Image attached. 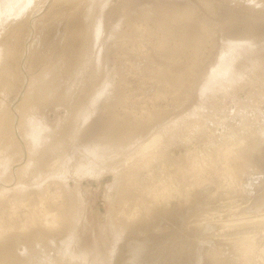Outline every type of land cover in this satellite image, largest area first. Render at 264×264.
<instances>
[{
  "label": "rangeland",
  "instance_id": "374dc122",
  "mask_svg": "<svg viewBox=\"0 0 264 264\" xmlns=\"http://www.w3.org/2000/svg\"><path fill=\"white\" fill-rule=\"evenodd\" d=\"M26 1L0 0V34L7 27L6 17L20 14ZM95 1L100 11L102 31L97 46L99 54L96 51L95 57L98 59L101 82H104L106 88L81 112L86 119L84 129H80L81 136L78 135L77 140L72 138L69 143L67 140L66 143H76L80 148L91 150L104 147L105 138L108 137L103 133L115 128V125H106L110 119L107 104L115 101L120 94L124 93L127 98L126 108L121 105L115 108L114 112L120 116L130 112L139 117L145 111L156 112L151 115L148 126L142 128V131H132L127 137L128 150L120 147L116 152L120 153L119 167L133 170L126 176L127 182L133 181V189L125 198L117 197L112 187L114 173L110 166L96 177L79 176L73 167L69 170L55 167L58 173L54 178L38 186L32 184V187L25 190H21L24 187L18 180L5 184L4 174L1 176L0 173V187L4 188H0V218L7 225L14 222L16 226L7 230L5 237L22 240L27 237V242L32 239L37 247L42 245V240L39 241L42 238L41 229H23L21 226L30 202L29 191L32 195L33 189L36 192L37 187V191L47 187L48 194L58 197L68 193L67 197L73 202L72 208L68 205L72 212L70 217H61L62 227L49 234L55 243L64 247L63 258L71 264H116V251L124 247L129 248L124 252L130 254L133 260L127 256L119 264H157V259L152 256L155 249L160 248L164 242L169 245L168 251L175 264H264V160L263 163L258 160L256 164H249V168L243 165L246 159L258 157L253 155L255 153L264 157V0H215L221 3L223 9L211 16L213 26L209 37L197 49H184L182 39H172L170 46L182 52L179 59H156L158 65L162 63V66L155 65L164 68L167 73L164 77L169 78L155 83L146 75V60L143 57L145 50H155L154 44L145 41L144 37L134 36L136 33L132 32L127 22L134 21L143 34L155 30V21L168 26V20L165 22L167 18L162 14L168 10V5L182 4L185 0ZM191 1L199 9L197 11L202 10L199 0ZM243 1H247L248 5L255 4L256 11L245 9ZM34 2L37 19L45 9L41 8L37 0ZM228 6H233L237 11L230 12L226 9ZM233 16V22L241 29L233 28L237 35H226L228 42L222 43L220 36L217 40L221 24ZM169 23L180 28V23ZM189 27L196 30L192 22H189ZM253 27L258 31L252 30ZM36 33L37 29H34L23 54L22 67L26 74H29L27 70L30 68L29 61L26 63L30 42L35 39ZM119 34L126 36L125 52ZM130 35L134 37L130 39ZM45 47H42L46 50L44 56H47L44 57V65L53 59L52 56L56 58V51H59L57 46L53 47L57 49L55 51ZM182 66L186 68V74H182L179 80L173 72L176 73ZM88 79L90 81V78H85L83 86L80 83L72 85L69 89L73 90L69 93L71 98L76 99L82 94L81 87L83 90L89 89ZM10 80L11 89L15 90L9 94L10 97L0 91L2 101H9L20 87L15 78V81ZM93 88L87 91L91 92ZM79 101L80 98L77 99ZM17 104L16 100L14 106ZM48 105L37 106L35 115L39 124L54 131H51L52 134L47 131V134L53 136L57 125L67 114V108L61 103ZM35 124H38L37 121ZM82 125L80 121L79 127ZM157 139L158 144L155 142ZM148 141L155 142L156 148L147 155L145 153L141 159L138 157L139 147ZM224 146L232 148L227 159L218 156V150ZM13 153L10 154L13 155L12 160L16 159V152ZM11 158L6 157V160L11 161ZM213 158L215 160L211 161ZM37 163V170L43 173L45 163ZM198 167L203 170L199 172ZM167 174L174 176L172 186L177 189L173 193L175 205H182V212L178 215L181 217L179 225L171 228V225L164 222H155L151 229L152 225L149 226L148 222L151 218L141 222L144 217L145 220L147 218L141 214H150L155 208L149 202L151 197L147 191L156 188L151 181ZM231 176L235 179L234 183H229ZM44 177L47 178L46 174ZM251 178L253 183L242 190L246 185L244 181ZM23 198V203L27 204L22 206ZM183 201L187 206L181 204ZM136 210L140 212L139 216L134 215L132 220H125L126 223L115 217L120 211L135 213ZM203 212L206 214L202 215ZM245 241H250L254 246L252 254L247 258L239 250ZM17 248L20 251L24 249L22 244Z\"/></svg>",
  "mask_w": 264,
  "mask_h": 264
},
{
  "label": "bare ground",
  "instance_id": "6f19581e",
  "mask_svg": "<svg viewBox=\"0 0 264 264\" xmlns=\"http://www.w3.org/2000/svg\"><path fill=\"white\" fill-rule=\"evenodd\" d=\"M34 1L35 0L26 1V5L23 6L24 8H21V13H18L15 17H12L14 15H11L9 12L11 17H6V22H2L7 23V27L0 34V91L6 94V97H10L9 94L15 89H11V80L9 81V79L14 80L15 78L19 81L16 82L20 83L19 89L13 93L15 95H13L9 101H2V98L0 99V173H2L1 176L4 174L3 181L7 184L11 181L18 180L24 187V189L21 190H25V188L28 189L29 186L32 187V184L38 186L41 182L54 178L55 174L58 173H56V168L59 167L64 169L73 167L75 168L76 174L79 176L88 175L96 177L99 176L106 167L110 166L114 173L112 187L115 188L114 190L117 192V197L121 199L125 198L130 194L131 189H133V181H126V176L133 170L131 168L122 169L119 167L118 157L120 153L118 154L116 152L120 147H122L123 150H128L126 146L127 137L131 135L132 131H138L139 129L142 131V128H145L146 125L148 126L151 122V115L156 114V112L148 113V111H145L141 113L139 117H136L130 112L124 116H120L118 113L114 112L116 106L121 105L122 108L127 107V98L125 94H120L119 97H116L115 101L107 104L110 119L106 125L108 127L115 125V128L114 130L103 133V135L105 134L104 136L108 137L107 139L105 138L104 144L102 141L104 147L99 146V148L91 150L89 148H80L76 143H74L75 145L68 144L70 142L69 140L72 141V138L77 140L78 135L81 136V134H79L82 132L80 129H84L86 119L81 115V112L85 111V108L91 105L94 99L105 91L106 88L104 82H101L100 68H98V59L96 58L97 54H99L97 51L98 40L102 33L99 19L100 11L96 8L97 1L95 0H37L41 8L46 11L44 10L43 14L40 13V17L35 19L37 16V14H35L37 9ZM199 4L202 6L201 11H197L199 9L191 0H185L182 4L178 5H168V10L162 14L163 17L167 18L165 22L168 20V26H165L166 23L163 25L161 22L155 21V30L146 33L147 35L143 34L142 30L137 29L134 21L129 20L127 22L132 32L136 33L134 36L144 37L145 41L147 40L154 44L155 50H153V52H147L145 49V53L142 52L146 60H144L146 62V75L153 79L154 83L157 80L163 81L169 78L166 76L164 77V75L167 74L164 68L162 69L156 66L158 65V60L156 61V59L159 57L165 59L166 57L179 59L180 57L182 51H175V48L170 46V41H172V39H182L184 49H197V47L202 45L203 41L209 37L210 28L213 26V23L210 22L211 16H214L220 9H223V7L221 3L215 0H199ZM242 5H244L245 7H243L247 10L256 11L255 4L248 5L247 1H243ZM226 9L233 13L237 11L233 6H228ZM233 18L234 16L230 17L229 21H225L221 24L217 40L220 36L222 43L228 42V36L226 35H237L233 28L235 30L241 29L238 24L233 22ZM185 20L189 21L186 22ZM169 22L180 23V28L178 29V25L173 26V24ZM189 22H192L196 26L195 31L190 29ZM34 29H37V36L30 42L29 54L26 60V63L29 61L30 68L27 70L29 74H26L27 72H25L22 67L23 54L27 49L28 41L32 39ZM252 30L258 31V29L254 27ZM118 36L123 39V52H125V48H127L125 42L126 36L123 34H119ZM134 36L130 35V39ZM44 45L48 47L47 49H50V51H53V49L55 51L59 48V51H56V58L52 56L53 59L46 62V65L42 64L44 57H47L44 56L46 53V50L42 48L45 47ZM54 46H57V49L53 48ZM139 46L140 45H138V47ZM41 48L43 50H41ZM133 49H135V47ZM50 51L48 50V52ZM80 55L82 56L81 59ZM141 57L142 56H140V58ZM158 66H162V63ZM181 68H183V66ZM181 68H179L180 70H176V73L173 72L176 75L175 78L178 77L179 80H181L182 74H184V69L186 70V68H183V70ZM34 70L35 73L33 74L32 72ZM70 77L73 78L71 79ZM86 77L90 78V81L88 79L89 89L90 87L95 88H93L91 92H88L87 90L89 89L83 90L81 87L80 91L82 94H80L78 98L75 97L76 99L71 98L69 93L73 92V90L69 89L73 84L80 83L81 86H83ZM103 80L104 79H102V81ZM77 89L78 88H76V90ZM79 98L80 101L77 102ZM16 100L18 104L15 107L14 104ZM52 103L57 105L61 103L67 108V114L57 125L56 132L53 136L51 134L54 131L52 129L48 130V127L39 124L35 115L37 106H49L48 104ZM144 115H146V117H144ZM35 121H37L38 124H35ZM80 121L83 123L82 127H79ZM123 123L128 126L125 127ZM47 131H50V133L52 131V133L47 134ZM67 140L68 143H66ZM158 141L159 139L155 142L158 144ZM155 142L148 141L145 144L143 143V145L139 147L140 152L138 157L143 159L145 153L147 155L149 151H153L156 148L154 147ZM72 150L73 152H71ZM14 151L16 152L14 155L16 159L12 160L11 157H13V155L10 154ZM218 151H220L219 157L222 156V158L227 159L228 152H232V148L224 146V148ZM253 155L258 157L246 159L243 163L245 167L249 168L251 166H249V164H256L258 160L263 163L264 157L262 154L263 159L261 155L259 156L257 153ZM253 155L250 156L252 157ZM6 157L11 158V161H8V159L6 160ZM127 160L129 159L127 158ZM214 160L215 158L211 161ZM41 161L45 163V169L42 168L43 173L37 170L39 165L37 162ZM143 162L146 163V160H143ZM228 166L229 164L226 167ZM198 169L199 172L203 170L202 167H198ZM4 170L6 171L4 172ZM45 174L47 176L46 179L44 177ZM0 179H2V177ZM252 179L253 178L250 180L246 179L244 181L246 185L243 187L244 189L241 187L242 190H245L246 186L249 188L250 184L253 183ZM234 181L235 179L231 176L229 178V183H234ZM151 184L156 188L155 190H148L147 195L151 197L149 202L155 205V208L152 209L150 214L144 215V213H142V217L147 216V218L145 220L144 217L141 222H145L147 219L151 218L150 221H148L149 226L155 222H164L166 225H171V228L178 226V220L181 218L178 215L182 212V205H175L176 201L173 200V193L177 192V189L172 186V184H174V176L167 174L163 177H159L155 181H151ZM37 188L36 192L35 189H33L34 194L31 195V191H29L30 194L28 193V196L30 195V202L28 204L25 202L28 205V209H26L25 221L21 228L38 227L41 229L42 238L38 240H42V245L37 247V244L33 242L32 239H29L31 241L27 242V237H24V240L21 238L13 239V237H5V232L16 226L14 222L7 225V223L0 218V264H71L68 260L63 258L62 253L64 252V247L61 244L55 243L54 240L50 238L49 234L52 230L54 231L62 227L63 221H61V217H70L72 212L68 208V205L72 208V199L67 197L68 193L67 195L64 194L57 197L48 194L47 187L44 188L45 190L43 188H41V190L38 189L39 191H37ZM1 189L4 188L2 187ZM66 189L67 185L65 186V190ZM21 194L24 193L21 192ZM17 196H19V194H17ZM24 199L25 198H23L21 205H26L23 203ZM183 203L187 206L185 201L181 202V204ZM186 206L184 205V207ZM63 207L65 208L63 209ZM139 213L138 210H136L135 213L134 211L129 213L120 211L115 217L117 220H124L123 222H125V220H132L134 215L139 216ZM203 214H206V212H203L202 215ZM153 226L154 225H152L151 229ZM19 244L23 245V251L17 248ZM166 245L167 244L164 242L160 248L155 249V254H153L152 257L157 259V264H175L168 251L169 245ZM240 246L241 248L239 250L244 258L252 254L254 246L250 241H245ZM128 249L127 247L117 249L116 264H119V261L127 256L129 259L132 258L130 254L124 252L125 250L128 251Z\"/></svg>",
  "mask_w": 264,
  "mask_h": 264
}]
</instances>
